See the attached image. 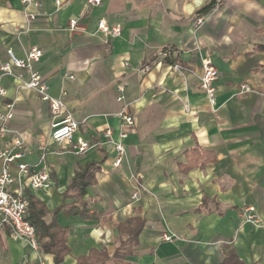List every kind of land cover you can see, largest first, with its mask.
Listing matches in <instances>:
<instances>
[{
    "label": "crops",
    "instance_id": "crops-1",
    "mask_svg": "<svg viewBox=\"0 0 264 264\" xmlns=\"http://www.w3.org/2000/svg\"><path fill=\"white\" fill-rule=\"evenodd\" d=\"M60 1L41 0L37 19L29 21L21 0H0V60L9 50L23 59L40 47L44 54L34 69L80 122L74 141L96 147L78 155L71 144L56 143L50 104L10 77L2 79L8 95L0 115L12 106L9 128L25 142L19 163L52 176L50 189L24 193L45 204L47 223L69 228L71 253L62 264H77L94 249L112 256L117 225L132 218L145 227L128 264H264V0H223L199 28V11L216 0H102L97 7ZM71 19L78 21L75 29ZM102 19L119 26L121 36L99 32ZM165 48L178 57L160 60ZM206 58L219 72L214 105L200 84ZM146 65L151 69L144 72ZM108 129L114 141L127 134L118 168L114 144L103 136ZM12 138L0 134V151ZM89 163L100 169L84 201L99 218L55 215ZM248 206L258 223L245 222L241 211ZM9 231L0 229V264H55ZM165 234L174 239L165 241Z\"/></svg>",
    "mask_w": 264,
    "mask_h": 264
},
{
    "label": "built area",
    "instance_id": "built-area-1",
    "mask_svg": "<svg viewBox=\"0 0 264 264\" xmlns=\"http://www.w3.org/2000/svg\"><path fill=\"white\" fill-rule=\"evenodd\" d=\"M223 0H216V5L213 10L219 8ZM56 5L60 6L61 1L55 0ZM24 7L27 20L33 21L38 17V10L42 7L41 0H21ZM102 0H88V4L93 7L100 6ZM34 8L36 11H30ZM212 10V11H213ZM211 11V12H212ZM207 21L206 15L199 17L195 26L201 27ZM78 24L76 19L69 21L71 29H75ZM98 31L104 34H109L113 38H118L122 34L119 26L111 27L106 20L102 19L98 23ZM8 59L0 60V103L7 97L8 91L2 85V79L10 77L19 83V86L24 89L34 90L39 93L41 99L48 102L51 106L53 114L52 124V139L58 144H71L75 153L83 155L89 150L96 147L92 141L78 138L74 141L75 134L79 130L80 122L67 110L65 103L61 99L53 98L49 93V86L43 79L42 75L35 71L34 64L39 62L43 57V50L38 46H33L27 53L26 58H18L12 50L7 52ZM160 60L168 62L177 58V52L171 48H165L158 54ZM129 66V64H126ZM173 70L184 74L185 69L180 64H171ZM151 69L150 65L144 66V72ZM26 74L28 77H26ZM73 79V77H71ZM219 79V72L212 64L209 58L202 61V74L200 76L201 88L209 98L211 105L216 103V82ZM244 92H250L252 89L248 85H243ZM123 93L124 89L121 87ZM119 101L124 100L121 95ZM123 122L127 126L134 125L132 116L126 113L121 114ZM13 118L12 106H7V112L0 115V134L2 136L13 135V138L4 149L0 151V229H9L11 235L19 240L27 242L28 245L35 251H39L36 240L34 227L26 220L28 209V200L25 196V188L31 190H48L53 185L52 176L48 171H36L35 168L24 163H19V160L24 156L25 142L21 134L12 131L9 128V123ZM103 136L110 143L114 144L117 153L114 166L120 167L125 156L126 150L123 141L127 138V134L121 133L120 140H113V132L108 129L103 132ZM46 150V146L41 147ZM44 159V156H43ZM13 165L16 166L17 172L12 170ZM134 200L139 199V193L133 195ZM242 216L247 223H258V215L255 207L248 206L242 211ZM163 239L170 242L174 237L170 234H165Z\"/></svg>",
    "mask_w": 264,
    "mask_h": 264
},
{
    "label": "trees",
    "instance_id": "trees-1",
    "mask_svg": "<svg viewBox=\"0 0 264 264\" xmlns=\"http://www.w3.org/2000/svg\"><path fill=\"white\" fill-rule=\"evenodd\" d=\"M215 5L216 1L211 2L199 11L198 15L205 16L213 10ZM188 168L190 169L192 167ZM99 169V164L89 163L76 173L71 185L64 194L65 202L55 211V215L64 213L68 216H80L88 220L99 218L97 215L90 213L88 203L84 201L86 189L95 182L94 174ZM25 196L28 200L26 220L35 229L39 251L43 254L52 255L55 264H62L65 258L71 253L68 246L69 228L61 226L56 220L47 223L45 219L49 212L45 204L39 201L29 191L26 192ZM69 199H72L73 202L66 203ZM144 227L145 221L140 218H132L118 224V246L112 256L109 255L106 249H94L88 256L79 257L77 264H109V262H113L114 264H128L125 259L135 254L139 246L138 238Z\"/></svg>",
    "mask_w": 264,
    "mask_h": 264
}]
</instances>
